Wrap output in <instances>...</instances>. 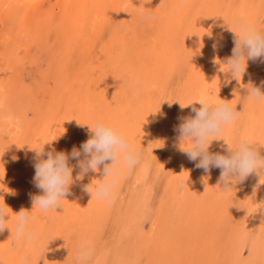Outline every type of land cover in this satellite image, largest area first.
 I'll list each match as a JSON object with an SVG mask.
<instances>
[{"label":"rangeland","instance_id":"374dc122","mask_svg":"<svg viewBox=\"0 0 264 264\" xmlns=\"http://www.w3.org/2000/svg\"><path fill=\"white\" fill-rule=\"evenodd\" d=\"M244 23L264 32V0H0L5 264H80L85 241L83 264H264L260 176L223 190L221 169L197 168L176 131L195 115L180 103L227 102L240 116L222 135L233 146L247 137L264 156V101L246 96L249 83L264 92V57L247 60L239 82L225 72ZM97 121L122 131L140 164L131 172L121 166L114 199H99L84 186L95 191L104 165L76 180L70 159L62 207L33 210L31 197L43 194L33 182L34 149L70 154ZM226 150L223 139L209 147ZM21 209L31 211L30 241L15 236Z\"/></svg>","mask_w":264,"mask_h":264},{"label":"clouds","instance_id":"9594fccd","mask_svg":"<svg viewBox=\"0 0 264 264\" xmlns=\"http://www.w3.org/2000/svg\"><path fill=\"white\" fill-rule=\"evenodd\" d=\"M228 26L230 30H233L230 25ZM234 33V48L232 56L225 64L227 65L225 72H230L232 77L239 82L246 71V61L264 57V32L244 23L241 24L239 32L234 31ZM246 96L264 101V92L260 87L252 86L251 83L247 85ZM197 101L201 105L199 108H196L193 103L188 105L180 103L181 109L192 105V112L195 115L181 118V123L176 129L179 133V150L185 153L189 160L198 161L195 166L205 172L213 167L221 169L219 180L225 191H230L231 184L243 182L253 172L260 176V183L264 184L262 183L264 156L259 154L252 140L241 137L236 146H233L222 135L226 126L233 124L239 118L240 112L227 102ZM89 131L91 133L89 139L83 142L79 149L73 147L70 154L55 151L45 153L44 147L34 149L36 161L33 182L43 194L31 197L33 210L39 207L41 212L47 213L49 209L62 207L61 202L69 193L73 183V166L69 164L70 159L78 162L76 167H79L80 172L75 177L76 180H82L90 170L97 171L100 165H104L105 176L102 182L96 185L95 191L92 188L93 183L84 186L86 192L99 199H114L112 189L119 182L121 166L131 172L140 164L141 152L115 126L104 121H97L95 125H89ZM221 139L227 146L226 153L210 152L209 147L212 142ZM45 155L46 158H44ZM109 160L112 161L111 164L105 163ZM10 218L6 207L0 206V233L9 228L7 222ZM30 219L31 211L21 209L16 214L15 236L17 240L30 241L35 238V233L28 230ZM89 257L88 243L82 242L77 257L78 262L83 264ZM0 264H5L2 257H0Z\"/></svg>","mask_w":264,"mask_h":264},{"label":"bare ground","instance_id":"6f19581e","mask_svg":"<svg viewBox=\"0 0 264 264\" xmlns=\"http://www.w3.org/2000/svg\"><path fill=\"white\" fill-rule=\"evenodd\" d=\"M19 1H20V0H19ZM65 1H66V0H65ZM72 1L75 2L76 0H72ZM77 1H79V0H77ZM68 2H69V1H68ZM83 2H84V1H83ZM27 3H28V2H27ZM99 3H100V2H99ZM25 4H26V3H25ZM29 4H30V3H29ZM81 5H82V4H81ZM81 5H80V6H81ZM86 6H87V5H86ZM82 7H83V6H82ZM84 7H85V5H84ZM84 7H83V8H84ZM25 8H26V7H25ZM89 12H90V11H89ZM91 14H93V13H91ZM72 17H73V16H72ZM74 17L76 18V16H74ZM74 17H73V18H74ZM81 17H82V16H81ZM99 18H100V17H99ZM77 19H78V18H77ZM94 20H95V19H94ZM96 21H98V20H96ZM76 22H77V21H76ZM75 24H76V23H75ZM76 26H77V25H76ZM92 27H93V26H92ZM73 28H74V27H73ZM89 28H90V27H89ZM92 30H93V29H92ZM74 31H75V32H74V35H77V34L80 35L79 32H76V31H79L78 28H75ZM81 36H82V35H81ZM67 37H68V36H67ZM200 38H201V37H200ZM68 39H69V38H68ZM72 39H73V38H72ZM209 39H210V38H209ZM90 48H91V47H90ZM90 66H91V65H90ZM211 67H212V66H211ZM211 67H210V68H211ZM82 70H83V69H82ZM215 71H216V70H215ZM218 72H219V71H218ZM212 73H213V72H212ZM95 74H96V73H95ZM207 74H208V73H207ZM208 75H209V74H208ZM213 76H214V75H213ZM216 79H217V78H216ZM77 80L79 81L80 79L77 78ZM81 81H82V80H81ZM81 81H80V82H81ZM209 82H210V81H209ZM211 83H212V82H211ZM217 83H219V82H217ZM82 84H83V83H82ZM215 84H216V82H215ZM230 85H231V84H230ZM212 86H213V85H212ZM215 86H216V85H215ZM205 87H206V86H205ZM218 88H219V87H218ZM205 89H206V88H205ZM208 90H209V89H208ZM208 90H207V91H208ZM215 90H216V89H215ZM202 91H203V90H202ZM205 91H206V90H205ZM215 92H216V91H215ZM203 93H204V91H203ZM209 93H211V92H209ZM201 94H202V93H201ZM210 96H211V95H210ZM207 97H208V96H207ZM207 97H206V98H207ZM218 98H219V97H218ZM210 99H211V98H210ZM201 100H202V99H201ZM203 100H204V99H203ZM205 101H207V99H206ZM197 102H198V101H197ZM197 102H196V103H197ZM88 103H89V102H88ZM186 104H187V103H186ZM195 106H196V105H195ZM197 107H198V106H197ZM199 107H200V106H199ZM72 110H73V109H72ZM186 117H187V116H186ZM73 194H74V193H73ZM75 258H76V257H75ZM95 262H96V261H95Z\"/></svg>","mask_w":264,"mask_h":264}]
</instances>
